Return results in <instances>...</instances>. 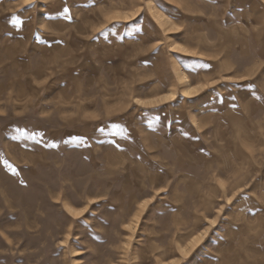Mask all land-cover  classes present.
I'll use <instances>...</instances> for the list:
<instances>
[{
	"label": "rangeland",
	"instance_id": "rangeland-1",
	"mask_svg": "<svg viewBox=\"0 0 264 264\" xmlns=\"http://www.w3.org/2000/svg\"><path fill=\"white\" fill-rule=\"evenodd\" d=\"M231 4L0 0V264H264V133L255 123L264 128V114L248 144L242 128L225 134L216 169L193 156L194 136L185 147L169 133L148 146L144 123L155 115L137 103L235 80L242 41ZM193 106L179 96L159 110L186 122ZM229 193L241 199L228 205ZM145 199L153 203L141 210ZM211 219L216 228L185 259L179 250Z\"/></svg>",
	"mask_w": 264,
	"mask_h": 264
},
{
	"label": "crops",
	"instance_id": "crops-1",
	"mask_svg": "<svg viewBox=\"0 0 264 264\" xmlns=\"http://www.w3.org/2000/svg\"><path fill=\"white\" fill-rule=\"evenodd\" d=\"M231 9L234 16L233 19L236 17V20L232 22V28L238 32L235 36V41L236 39H240L242 41L241 47L236 48L235 52L234 61H236V77L234 81L236 83L231 81L230 76L223 78V80H230L226 82H231V87L229 89L226 88L225 91H221L216 94V96H211L210 98V94L209 96L206 95L208 90L221 84L223 80L217 81V84H213L211 87L203 85L197 87L199 84H192L188 88L190 90L196 89L195 95H184L185 91H190L188 88L177 94L175 99L180 96L183 97V99L190 100L194 105L189 111L191 118L189 121H186L187 123L184 121L176 122L175 118H173L172 121H165V117L161 114L162 111L159 110L162 107L171 105L175 99H165L163 102H160L157 100V97H167L169 95L172 96L173 94L162 93L156 94V96L153 97H144L139 99V101L145 102L142 104H145L144 107L147 109L146 111L155 115L152 121L149 120L144 123V132L146 135L145 139H149L148 146L152 144V141L157 143L160 140L166 139L167 134L169 133L168 138L170 139L183 135L181 144L185 147L186 145H189V143L185 144V142H190V136H194L197 140H193V142H191L194 148L192 149L194 152L193 156L204 160L208 159L212 162V164H214L216 169L220 168V164L215 163V160L217 162L219 160V156L222 155L223 152L228 151L227 149H222V147H220V145H225L226 140L228 139V137L225 138V134L230 136L228 132L230 131L231 135H233L235 130L238 131L239 128H242V130L244 129V135L241 134V142L248 144L251 141L250 138L248 139L247 137V129H249L251 122L254 124L253 117H255L257 113H260V118H262L264 114V0H232ZM157 46L158 45L154 48ZM174 48L180 50L181 52L189 53V51L185 50L183 47L174 46ZM171 52L174 53L176 51L171 50ZM185 56L193 57L194 55L188 54ZM197 58L208 60L207 58L199 56ZM149 65L150 64H148V66ZM204 74L205 73H199L198 76H204ZM190 77L191 76H189V78ZM258 78L262 79L263 84L259 85L255 81ZM89 79L93 81V75H91L90 78H87V80ZM182 79L185 78L182 77ZM208 117L213 118V122L206 121ZM241 121L243 123H241ZM255 123L260 126L261 133H264V128L261 127L263 126L262 119H256ZM189 126L191 130L198 132V135L185 130V128ZM206 132H208V136H210L209 139H212V141L209 142L210 140L207 139L206 143H209V145L206 144V149H203L200 148V145H197V143L201 142V137L203 138ZM218 137L222 139L218 141ZM244 149H246V147H244ZM230 195L231 194L229 193V196L226 197H230ZM238 197L239 195H237L236 199ZM239 199H241V196ZM219 200H221V197L218 195L215 196V201L218 202ZM211 201L214 202V198H212ZM215 206H217V204H212L213 210H215ZM216 225L208 226L209 229L207 236L195 249H193V251L201 247V245L206 241L209 233L214 231L213 229L216 228ZM195 235L196 234L193 236ZM189 256H187V258H189Z\"/></svg>",
	"mask_w": 264,
	"mask_h": 264
},
{
	"label": "snow or ice",
	"instance_id": "snow-or-ice-1",
	"mask_svg": "<svg viewBox=\"0 0 264 264\" xmlns=\"http://www.w3.org/2000/svg\"><path fill=\"white\" fill-rule=\"evenodd\" d=\"M33 0H26V3L30 4L32 3ZM65 11H67V9H65ZM125 19H130L129 17H125ZM103 31V30H101ZM202 67H208V65H202ZM233 83H236L235 81H233ZM197 87H200V86H197ZM207 87H211V86H207ZM196 94V89H191L190 91L188 92H185L184 95L186 96H191V95H195ZM165 99H175V97L173 96H167V97H157V100H159L160 102H163ZM137 103H145L144 101H137ZM160 171L162 172L163 169H160ZM221 187H224V185L222 184ZM167 192V189L166 188H160L159 191L157 192V196L160 195V193H165ZM244 190L243 189H240V193H243ZM236 199L235 196H232L230 197L228 200H227V203L228 205H232L233 204V200ZM152 199H145L141 204H140V209L143 210V209H146L150 204H152ZM92 203H96V201H93ZM69 211H73V210H69ZM88 209L87 208H84L80 211H75L73 212V214L77 217H81L84 215L85 212H87ZM173 211H178V209H173ZM218 212H223L224 209L223 208H218L217 209ZM262 211H264V209H262ZM143 212L141 211V213L139 215H142ZM139 215L137 216H134L133 217V221L135 223H126L123 225V227L125 229H127V231L129 232H132L136 225L139 223ZM208 223L215 226L217 221L215 219H211V220H208ZM207 236V232H200L198 235H195V236H192V239L189 241V244H188V247H185V248H181L179 251H180V255L187 258V256L190 254L188 248H195L197 247L203 240L204 238ZM73 239V243H76L77 241H75L74 238ZM9 243H11V241H9ZM61 247H63V243L61 244ZM125 247H127V245H125ZM22 264V262H21ZM167 264H181V261L179 260H176V259H173V260H169L167 261Z\"/></svg>",
	"mask_w": 264,
	"mask_h": 264
},
{
	"label": "bare ground",
	"instance_id": "bare-ground-1",
	"mask_svg": "<svg viewBox=\"0 0 264 264\" xmlns=\"http://www.w3.org/2000/svg\"><path fill=\"white\" fill-rule=\"evenodd\" d=\"M188 89H189V88H188ZM189 90H190V89H189ZM185 92H188V91H185ZM185 92H184V93H185ZM155 101H156V100H155ZM158 101H159V100H158Z\"/></svg>",
	"mask_w": 264,
	"mask_h": 264
}]
</instances>
